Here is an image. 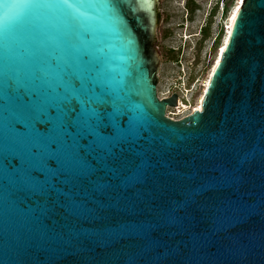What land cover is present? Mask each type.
<instances>
[{"label":"water","instance_id":"95a60500","mask_svg":"<svg viewBox=\"0 0 264 264\" xmlns=\"http://www.w3.org/2000/svg\"><path fill=\"white\" fill-rule=\"evenodd\" d=\"M159 1L125 0L113 18L107 0H0V264H159L157 249L172 264H264V0H244L202 111L179 120L167 116L178 93L158 95ZM241 53L254 69L243 83L232 74ZM69 68L81 95L127 107L142 133L134 150L148 156L143 183L112 176L100 192L57 139L71 198L62 212L19 184L15 160L51 150L19 143L31 134L19 101L60 114Z\"/></svg>","mask_w":264,"mask_h":264},{"label":"snow or ice","instance_id":"6c2138e0","mask_svg":"<svg viewBox=\"0 0 264 264\" xmlns=\"http://www.w3.org/2000/svg\"><path fill=\"white\" fill-rule=\"evenodd\" d=\"M124 2L125 0H107L106 8L113 18L118 17ZM243 2L244 0H240L241 4ZM236 12H240L239 7ZM232 20H236L235 14ZM227 43L226 41V46ZM223 55L224 49H221V57ZM216 66L220 67L219 60ZM253 72L247 53H241L232 68L234 79L243 83L252 79ZM61 80L67 85L68 93L61 98L60 114L54 108L45 111L28 97L19 101V112L31 124V134L22 137L19 143L21 146L31 143L34 154L40 152L36 145L42 142H48L51 150L36 156L32 164L22 157L17 158L15 164L19 169V184L36 199L47 200L49 204H56L59 200L57 207L63 212L67 210L65 203H71V198L63 183L68 178V170L59 162L56 154L57 139L71 146V153L65 156V160L81 172L79 179L100 192L113 189V184L122 178L136 184L143 183L146 170L142 165L148 153L141 155L134 150L137 142L133 140V134L142 133L128 120L126 106H117L108 93L101 94L97 91L94 95H81V81L71 68L64 71ZM41 169L46 170L47 175ZM105 169L108 170L107 173ZM112 176L116 177L115 182L111 179ZM58 189L61 190L59 194ZM111 211L112 209L105 210L102 215L106 216ZM68 255L69 258H75L82 254L68 249ZM157 255L159 264H172L171 249L167 254L163 249H157ZM175 258L178 262L180 253H176Z\"/></svg>","mask_w":264,"mask_h":264},{"label":"rangeland","instance_id":"374dc122","mask_svg":"<svg viewBox=\"0 0 264 264\" xmlns=\"http://www.w3.org/2000/svg\"><path fill=\"white\" fill-rule=\"evenodd\" d=\"M238 0H160L157 45L163 57L158 95L185 98L191 114L197 107ZM213 71V70H212ZM183 109H170L173 117Z\"/></svg>","mask_w":264,"mask_h":264},{"label":"bare ground","instance_id":"6f19581e","mask_svg":"<svg viewBox=\"0 0 264 264\" xmlns=\"http://www.w3.org/2000/svg\"><path fill=\"white\" fill-rule=\"evenodd\" d=\"M241 3H240V0H238L237 1V3H236V5L233 7V9L231 10V12H230V14H229V19H227L228 20V26H227V31H226V33H225V36H224V39H223V43H222V45H221V47H220V49L218 50V52H217V57H216V63H215V66H214V69H212L213 71L216 69V65H217V61L219 60H221V49H224V51H225V49H226V44H225V42L227 41L228 42V40H229V33H231V30H232V26H233V23H234V21L232 20V17H233V15L235 14V15H237V12H236V9L239 7V9H240V7H241ZM211 70V72H210V76H209V79L207 80V82H206V84H205V88H204V90H203V93L201 94V96H200V98H199V100H198V104H197V107L195 108V109H193V111H192V113L193 112H195V111H202V109H203V101H204V97H205V93H206V91H207V89H208V86H209V84H210V81H211V78H212V74H213V71ZM162 98H164V97H162ZM185 98H183L182 96L180 97V101H179V105L177 106V107H174V109L175 110H181L182 111V109L184 110L183 111V116H185V115H188L187 114V112L186 111H188V109H189V107H188V105L185 103Z\"/></svg>","mask_w":264,"mask_h":264},{"label":"built area","instance_id":"2783aa9c","mask_svg":"<svg viewBox=\"0 0 264 264\" xmlns=\"http://www.w3.org/2000/svg\"><path fill=\"white\" fill-rule=\"evenodd\" d=\"M179 101H180V96H179ZM170 109H171V108L169 107V108H168V110H167V116H169L170 118H172V119H174V120H179V119H182V117H180V118H177V117H173V116H171V115H170V112H169V111H170Z\"/></svg>","mask_w":264,"mask_h":264}]
</instances>
